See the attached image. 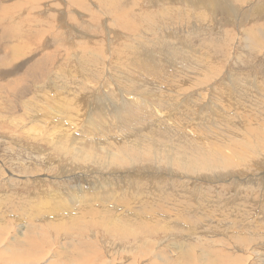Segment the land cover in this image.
<instances>
[{"label": "rangeland", "instance_id": "rangeland-1", "mask_svg": "<svg viewBox=\"0 0 264 264\" xmlns=\"http://www.w3.org/2000/svg\"><path fill=\"white\" fill-rule=\"evenodd\" d=\"M28 1L33 2V3H28ZM70 1L71 0H38V1L37 0H5V1L0 0V5L4 6V8H0V15L3 17L6 16L5 20H2L0 22V55H3L5 52L8 51L9 47L12 48L13 46H17L18 49L23 48L22 52L19 51V53H21V56L26 54L25 57L15 62V64L12 65L13 67L10 66V67H7V69L0 67V216H1L0 217V229L5 228L2 231H0L3 233V234L2 233L0 234V239L3 240L2 242L3 245L2 244L0 245V264H6L5 263L6 258H8L10 255L12 256L13 251L15 252L17 250L19 251V249L21 248L19 241H22V239L19 240L21 233H22L21 235V238H22L23 235L26 233L27 234L25 236L30 235L31 237L33 236L36 237L37 233L39 232L40 233L43 232L42 233L43 235L45 234V236L42 235L44 237L42 238V241L43 239L45 240L47 239V241L45 244L42 245L40 252L37 253L38 255H36L35 259L32 261H26V260L20 261L19 260L18 262H24L28 264V263L35 261L36 259L43 258L44 261L41 264H71L75 260L82 261L85 259V256L82 255L81 253V251L83 250V252L86 251L87 253L86 252L85 253L90 255L91 258H89V260L93 261L92 262L93 264H127L129 261H130L129 263L131 264H153L154 262H156L155 264H163L161 263L160 260L154 258L155 256L154 254L156 253V255H159L158 253L161 252L160 254H162L163 252L165 255L169 257L168 259H170L172 256L171 247L174 245L173 243L184 242L185 244L193 245V246L200 248L201 253L214 254L213 257H219L220 255L219 253H221L223 258L233 259L234 257L238 255H248V254L254 253L255 256H251L249 258L248 263L249 264H261V257L262 255H264V242H263L264 235L262 238H257L253 243L251 244L249 243L250 245L245 244V247H243L245 248L244 249L245 253L243 252L244 250L239 251L234 248L238 245V243L235 242L236 240L231 239V233H229L230 230L225 226V224H230V223H223L222 218H223V214H226L225 212H227L228 214L232 210L230 212L231 214L229 213V218L231 217L230 220H232L234 224H230V226H232V228L235 227L234 229L242 228V231H245V229L252 227L253 224L256 222V220L257 222L259 221V222L264 223V220H263L264 219L263 217L264 216L263 214L264 213V205H263L264 186H262L264 185V139L263 140L260 139V137H263L262 133L260 132L261 128L256 127V126L264 127V117L261 116V114H264V106L261 104L260 99H259V95L262 93V91H264V59H263L264 58V55H263L264 54V42H263L264 37L261 38V36H264V16H263L264 15V9H263L264 0H224V1L222 0L221 1L220 0L218 1L217 0H187V2H185L186 0L185 1L161 0V2L160 0L159 2L158 0H137L138 3L136 2V0H107V1L105 0L108 3L109 2L116 3V4L113 3L114 5L112 3H109V4L107 3L106 6H105L106 2L104 0H101V1L100 0H82V1L74 0L76 2L74 5H71ZM102 1H104L103 5H102ZM117 3H119L120 5H118ZM191 3H194L195 5ZM217 3H219L220 5L219 4L216 5ZM171 4H172V7H171ZM109 5L110 7H108ZM113 7L114 8L118 7V9L114 11ZM16 8H19V9H16ZM118 10L121 11L120 13L124 11L123 14H125L124 15L125 24L123 25L120 24V26L118 24V20L114 17V14H116ZM167 12L168 13L170 12L179 13V19H178L179 21L177 24L174 22H171L166 25L167 17H165V15L167 14ZM130 13L132 14V17H135L134 19L131 18ZM185 13H187V15ZM161 14L164 16L162 17ZM154 16L156 17V19ZM186 18H188V21ZM204 19L206 21H204ZM199 21L201 22L199 23ZM1 24L3 26H1ZM159 24L163 26L161 27ZM150 25H153L154 27L153 26L151 27ZM125 26H127L128 28L127 27L125 28ZM7 27H10V28H7ZM121 27L125 29L123 30ZM14 31H15V34H14ZM8 32H11V33L8 34ZM12 36L13 37L15 36L14 39ZM7 38H11V39H7ZM24 38H27V40ZM142 38L144 39V41ZM247 38L251 39V41L254 43H256L257 41V45L259 44L258 46H260L259 47L260 49L258 47H257L258 49L256 47H254L255 49L251 48L252 50L246 48V45L244 43H246ZM255 39L256 41H253ZM21 40L25 41L23 42L24 43L23 45H20L22 42ZM148 40L150 41L148 42ZM165 41L166 42L169 41V42L166 43ZM172 41L174 45L172 44ZM182 41H184L185 44ZM258 41L259 42L261 41L263 43H258ZM209 43L220 45L221 46L220 51H213V50L211 51L210 49H208L206 45ZM25 47L26 49L28 47L29 50L27 49L25 51L24 50ZM193 50H197V51H193ZM223 50L225 52H223ZM255 50H258V51H255ZM135 52H137V54ZM190 53L192 56L191 57L192 59L190 58L191 60H189ZM230 55L232 57H230ZM98 56H101V58ZM184 56L185 58H183ZM89 57H92V59L90 60ZM94 57H96V61ZM180 57H182L183 59L182 58L180 59ZM198 57L199 59H197ZM97 58H100V59H97ZM193 59H197L198 65H199V62L202 63V61L204 60L203 63L205 65L202 63L203 66H200V68L198 65H196L197 69L199 70H197L196 67L193 68L192 70L189 69L190 71H188V74L187 72L184 73L182 78H184V75L186 74L188 77H191L192 79L196 78L195 80H197V82L200 81L199 82L200 84L198 85L200 87H193V88L185 87L184 88L182 86L183 89L181 90L182 92L180 91L181 92L180 93L177 91V89H174L175 87H171L172 85L170 86L169 84H166V85H169L171 88L169 86L168 87L165 86V82H163V80H165L167 77H169L171 74H173L179 69L177 62L180 63L182 60H183L182 62H185L187 60V62L185 63L189 64L188 65L189 68H192L191 66L194 63H197V61L194 62ZM205 59H207L209 63L212 62L213 65L215 64L216 67L219 66L216 68V71L219 73L217 72L215 73L212 71V69L207 68L208 67L206 65L207 61ZM249 60L253 62L255 65L252 64ZM125 62L129 64H126ZM217 63H220V64H217ZM33 64L36 66V68H38L36 71H34L36 75L35 77L37 79L34 83L31 79L26 78L27 72L33 71L29 69L30 66L31 68L34 66ZM242 65L244 68L241 67ZM94 68H95V73L97 72L96 73L97 75L94 74V77L91 78L93 82L92 83L91 80L86 79L85 71L87 69L90 72V69H94ZM124 68L129 70L128 74L126 72L127 71L126 69H125L126 71H123V72H126L125 73L126 75L122 72ZM159 68L165 72V75L160 73ZM114 70L115 71L117 70L118 73L120 72L119 73L121 76L120 84H116L117 86L119 85L120 91L125 92V90L120 88L122 86L136 85V86H144V89L150 92L143 94V95H139V94L136 95L135 93L130 94V93L125 92L130 98H128L123 93H120L118 95V93H116L117 90L115 88L116 87L115 81L113 80L115 77V74H117V71L115 73ZM229 70L232 72H230ZM64 71H65V74H64ZM98 71L100 72L99 74H98ZM198 71H200V73ZM236 71H238V73H236ZM193 72L196 73V75ZM197 73L199 74V76L197 75ZM203 73L205 74L215 73V74L214 75L212 74V76H207V74L205 75ZM232 73L233 75H231ZM227 75H229L228 79L231 77L235 78L238 75L242 78V80H244L243 82L244 85L243 86L241 85L240 88L245 87L243 90L245 89L247 90L246 91L247 94H249L252 97L251 99L252 102H247V99L242 102H236L234 96L232 97V94L229 93V87H226V86L222 87V85H224L225 83H228L227 82L228 80H225L227 78ZM80 76L82 77V79L80 78L81 80L79 79ZM200 76L202 78H198ZM87 77L90 78V74H88ZM203 77L206 78L205 81ZM250 77L252 81L250 80ZM93 79H95V81ZM161 83H163L164 85L161 86L162 85ZM20 87L22 88V90L17 91L18 89H20ZM164 87L165 88L167 87V88L165 89ZM224 87L225 89L227 88L228 92L227 91L224 92ZM149 88L151 89L149 90ZM154 88L155 89L158 88L159 90L158 89L155 90ZM207 89L209 90V92ZM205 90L207 93L209 94L211 93V95L204 92ZM217 90L220 92H218ZM114 91H115V94H117L116 95L117 97L115 96ZM151 91H154V93ZM221 92L223 95L221 94ZM205 93L207 94V96ZM254 93L257 95H255ZM107 94L114 95L115 98L113 96V99H118L119 97L118 102H117L118 108H124V106H127L129 99L131 101L135 98L133 101H135L138 108H143L144 106L143 104L148 101L150 106L147 111H152L155 109L156 112H158V114L161 117L164 116L163 118H165L166 120L169 119L168 120L169 122L168 121L167 122L169 125L171 124L170 127H172V124L174 122L173 127L174 125H177L179 126V128L180 126L181 127L183 126L182 128L188 129L187 131L184 129L186 134H188L187 132L189 131H190L189 133L191 132L194 133L195 131L198 133H201L200 130L202 129L204 130L206 128V126L204 125H207L209 122H211L212 118L213 119L218 118L215 115H213V117L210 116L211 115L210 109H213L215 113H218L217 115L226 116V114L227 115L237 114L235 116L239 117V118L238 117L236 118V123H235L236 131H237V128H239L240 131L242 132V135L243 133L249 134V135H245V137H242L244 139L243 145L249 143L252 151L249 152L250 148H245L244 151L246 152V154L245 155L241 154L240 156H238L239 159L236 160L237 161L236 165H233V167H231L229 171V176L226 177L228 178L227 182H214L212 181V179L210 180V182H207V181L200 182V181H197V177H194V176L193 177L190 176V179L187 178L188 179L187 180L186 176L181 173H180L181 175L180 174L175 175V173L174 174L171 173L170 175H168L167 173L169 171L165 168L166 165L163 163L159 165L158 167L156 165L151 164L150 165L151 169H149L148 171L151 174L153 173L155 174V172H158L160 175H163L164 178L163 180H161L162 181L161 185H160V181H154V179L150 180V178L152 177L146 176L147 178L143 179V181L147 183L146 185L138 184V185L130 186V188H128L129 187L128 184H125L124 181L120 183L117 181L115 182L113 186L115 189L122 190V191L129 190L137 186H142L143 190H150L151 191L150 193L154 195L160 193L159 191L165 188L166 191L170 192L173 195V198L176 197L177 199L181 200L179 204L176 203L177 206L179 205L183 207V210L180 211L182 214L180 212L178 213L181 220H185L186 219L185 217H187L191 221H194L197 218H199L197 216H203V215L207 216L206 217L207 219L205 220V222L199 223L190 233H183V232L177 233L176 231L173 233L172 231L171 232L160 231L159 233L158 232H154L152 234L148 233L146 236H143L144 234H142L141 236L140 234L137 236V239L129 238L125 240L122 238V241H119V240L117 241V239L114 241V239H112L110 235L107 234V232L103 231L99 227H91L89 225H85L84 230L86 232L83 231L81 236L78 234V231L75 229L70 230L69 233H66V234L60 233L61 234L60 235V234H56L55 230H51L49 232L45 230V227H49V221L45 222V224H47L48 226L44 225L45 226L44 227L42 223L39 224L33 220L35 219V214L36 215L38 214L37 216H41V215L44 216L47 214L44 217L45 218L48 217L49 220L59 218L58 216L54 215L52 211L54 210L53 207H55V205L57 206L59 205V200L61 197L63 200L64 199L66 201L68 200L67 194L69 193V189L75 186V183L76 184L78 183L77 177L81 179L80 181L82 183L84 191L90 192L91 190L94 189L93 184L97 183V180L99 179V178L97 179L95 178L105 177V175H107V174H99V173H95L94 175L93 173L94 171L90 172V170L87 171L86 173V171H84V168L80 166H76V165H81L80 163H77L72 158H71V161L69 162L71 156L69 157V154L67 153H66L67 155H65V153L63 154L61 153L59 155L52 154L51 153L52 150H50L49 145L44 141L47 139L53 138V136L49 137L51 133L49 130L47 131L46 127L43 130L37 127L38 126L40 127V125L46 124V126H54L53 128L54 131H55V126H56L60 134L62 131L63 133L65 132L64 134L62 133L63 135L65 134L70 135V133H71L70 136L79 135L80 131L82 132L84 125L87 127V126L93 125L96 121H101V122L107 121V120H103L105 117H107V115L99 111L101 110V106L97 104L99 101L105 100V98L107 97ZM159 95H161V97H159ZM203 95L206 96L207 98L203 97ZM229 95H231L232 98ZM191 96H193V98H195L197 101L191 98ZM198 96L201 99H199ZM217 96L219 97L217 98ZM189 97L191 98V100L193 99L192 100L193 102L190 100ZM108 98L112 99V97H108ZM173 98H174V101L172 100ZM202 99L205 101L203 102ZM185 100H187V102L190 101V103H187ZM76 101H79V103H77ZM167 101L173 102L175 104L171 106V103L169 104L167 103ZM24 102H27V104ZM196 102L198 103L196 104ZM203 103L206 105H203ZM179 104L181 105L179 106ZM186 104H189V106ZM216 104H217V107L215 108ZM23 105L24 106L26 105L25 107H28V106L31 107V108L29 107V112L32 109L31 113H29L30 116H34L37 119L42 117L41 118L42 120L40 119V121H37L38 125H35V123L30 122L28 120H25L24 113H25L26 108H23L24 107ZM169 105L175 109L173 108L171 109V107L169 108ZM183 105L187 106V108L186 106L184 108V109H187V112L185 111L186 113H184ZM190 105L191 106L193 105L195 109L191 108ZM163 106L166 109L165 108L163 109ZM195 106L197 107L201 106L200 108L202 110L199 109V107H198V110L200 111L196 110L197 107ZM165 110H167V112ZM205 110L206 111L208 110L207 111V114L209 113L208 115H205L206 114ZM226 110L227 112L223 114L224 111ZM171 111H174L173 114L175 115H173L172 117L176 119H173L171 117V114H172L170 113ZM194 111H197L199 115ZM202 111H203V114L205 113L203 115L204 120H203V117L199 118L201 115L200 113ZM182 112L184 114H182ZM189 113H191L195 117ZM178 114L187 116V118L181 115H178ZM167 116H170L173 121L170 119V117H167ZM177 116H180L181 118L183 117L182 119L184 120V122L177 120ZM242 118H245L247 121L239 120ZM192 119H193V122H188ZM195 119H196V122L194 121ZM201 119L204 121V123L207 122L208 120L209 122L205 124L204 123L201 124V122H203ZM59 120H62L63 122L64 121L68 122L70 120L69 122L71 124L69 122L68 124L67 122L63 123L62 121L60 122ZM170 120L172 122H170ZM50 121H52L51 124H50ZM178 121L180 122V125ZM10 123L11 124L14 123V125H11ZM48 123L49 125H47ZM249 123L253 125L252 128H254L251 131V133H248L247 131L244 130ZM6 124L10 125L11 129L12 128H15V129H13L12 131H8L6 128ZM188 124H191L192 126H189ZM219 124L223 126L222 123H219ZM71 125H73V127ZM74 125H76L77 128ZM193 125H194V128H193ZM69 126H71L72 128ZM73 132H75L76 134L72 135ZM116 133H119V131H117ZM28 134L29 136H26ZM113 134L116 136L115 133ZM202 135H203L202 137L199 134H197L194 137L191 135H188V136L191 139V141H194L196 138L200 136L202 138V142L204 144H207L208 138L205 137V134H202ZM222 135L223 134L220 133V137H222ZM91 137L92 135H89L85 139H89ZM40 138L44 141H42ZM203 138H206V139L203 140ZM166 145L171 147V143H166ZM172 145L174 147L177 146L176 143H172ZM258 146L263 148L261 151L262 155H260L259 152H253L254 150L258 148ZM44 155L45 156L47 155V158ZM63 155L66 157V159ZM48 156H50V158ZM244 156L246 157L244 158ZM55 157L59 161L56 160ZM44 159L46 162H44ZM64 159L67 161H65ZM157 159H159V157ZM47 160H50L49 163L47 162ZM238 161L242 163H239ZM55 162L57 164L61 163L60 164L61 166L57 165ZM69 165H73L72 170L70 171L69 169H71V167ZM237 165L238 167H235ZM53 167H55L54 168L55 171L53 170ZM66 167L67 169L69 167V169L67 170ZM121 167L122 166H120V168ZM162 167L164 170L162 169ZM159 168H161V171L157 170ZM235 168L236 169L238 168V169L236 170ZM121 169L123 170L124 168H121ZM66 170L68 172L72 171V175H69L71 173H68V175L67 174L65 175L63 171H66ZM109 170L112 171V169H109ZM115 170L116 169H114L113 171ZM233 170L234 172H232ZM47 172H49V174L51 172L52 175L51 174L49 175ZM58 172L60 174H58ZM115 172H112V174L115 176H118L117 175L118 172H116V174ZM85 173L88 175H86ZM118 174L120 175V173ZM60 176H62L61 177L62 179L60 178ZM196 176H200V175L197 174ZM172 177L174 178V180ZM11 178H13L14 180ZM45 178L47 182H45L46 181ZM35 179L37 182L35 181ZM56 179L58 180V182ZM115 179H118V177H116ZM48 180H50V182ZM193 180H196V181H193ZM62 181L64 183H62ZM71 182H74V183H71ZM182 182L186 184L189 182V185H188L189 187L187 188L183 187L184 189L182 190L184 191V194L181 195L179 193L180 190L178 188H182L180 187V184H182ZM153 183H159V185L157 184V186H153L151 185ZM226 184H228L230 188ZM190 185L191 186L194 185V186L191 187ZM98 188H101V187L98 186ZM200 188L201 190H198ZM212 189L213 190L216 189L214 190L215 192H213ZM206 190L209 192H207ZM249 194L250 196H248ZM7 195H14L15 199L13 200V202H16L17 204H20L21 201L23 200H28V202H30L28 207L30 209L27 207L25 211H20L19 209L11 210V208H8V205H7V199L10 196L6 197ZM19 197H22V199H18ZM52 197L53 199H51ZM204 197L208 199L210 197H213V199L211 198L212 200L211 199L207 200ZM216 197L217 198L220 197V198L217 199ZM252 197L254 198V200ZM47 198H48V201L46 200ZM56 199L58 200L57 204L54 203V202H57ZM214 199L216 201H213ZM32 200H34V202ZM60 202L62 203V200ZM65 202L63 201L64 204ZM3 203L5 205H3ZM233 203L235 205H233ZM238 203H241V204H238ZM47 204L49 205L51 204V206L53 207ZM237 204L241 206H238ZM39 205L43 208H41ZM173 205H175V203ZM260 205H262V208L260 207ZM45 206H48L51 209ZM229 207L230 208L232 207L231 210L229 209ZM233 207L235 208V210H236V207H239L240 210L233 211L234 209ZM243 207L244 208L246 207V208L242 210ZM32 208L37 209L39 212L40 210H42L41 211L42 213L41 212L40 214L35 213L34 215H32V218L34 217L32 219L30 217L31 214L28 213L27 214L28 216L26 215L27 212H30L31 210L34 211ZM224 208L226 210H224ZM252 209H253V212H252ZM44 210L45 211L47 210L46 214ZM213 210H217V211H213ZM15 211H17V213ZM50 211L53 213L54 216L51 215L52 213H50ZM238 212L241 214H239ZM17 214L18 215L25 214L23 215L24 219L23 218L20 219L21 216H19L20 218H16ZM218 214L221 216H219ZM249 214H251L253 217ZM237 215L239 216V218ZM25 216L28 220L25 218ZM73 216H76V210L62 212L60 218L69 219L70 217H73ZM215 217L216 219L213 222L212 219ZM10 220H14V221L17 220V221L12 222ZM85 221H89V219H85ZM32 224H36V227L33 225V228H32L31 227ZM40 228L45 230V233L44 231H40L39 230ZM262 229L264 231V224L262 225ZM162 232L164 233L163 235H162ZM34 233L36 235H34ZM180 233L181 234L183 233L182 235L184 236H182ZM176 234H177V237H176ZM215 242L220 243V245L215 244ZM17 243L19 244L20 247L18 246ZM231 245L234 247L232 248ZM69 248H74V249L76 248V250L79 249L76 251L79 253L77 256H75V258L77 259H74L72 254H70L71 249ZM7 249H11L9 250L10 253L7 252ZM128 250L129 251L132 250V251L129 252ZM227 250H228V253L226 252ZM234 250L237 252H235ZM90 253H92L93 255H91ZM130 253H133L131 254L132 256H130ZM139 253L141 254L142 257L140 256ZM125 255L126 256L129 255L128 261H126ZM145 255H146V258H145ZM252 257L253 258L255 257V258L253 259ZM92 258H94V260ZM123 258L125 260H123ZM224 264H231V263L224 262Z\"/></svg>", "mask_w": 264, "mask_h": 264}, {"label": "bare ground", "instance_id": "bare-ground-1", "mask_svg": "<svg viewBox=\"0 0 264 264\" xmlns=\"http://www.w3.org/2000/svg\"><path fill=\"white\" fill-rule=\"evenodd\" d=\"M2 1H5V0H2ZM38 1V0H37ZM82 1V0H81ZM101 1V0H100ZM105 1V0H104ZM102 1V5H103V2ZM107 1V0H106ZM105 1V2H106ZM182 1H185V0H182ZM218 1V0H217ZM221 1V0H220ZM224 1V0H222ZM9 2V1H8ZM80 2V1H79ZM137 2V0H136ZM159 2V0H158ZM161 2V0H160ZM163 2V1H162ZM176 2V1H175ZM187 2V0L185 1ZM191 2V1H190ZM189 2V3H190ZM226 2V1H225ZM5 3V2H3ZM28 3H33V2H30L28 1ZM71 5H74L76 2L74 0H71L70 1ZM101 3V2H100ZM108 2L105 3V6ZM109 3H114V2H109ZM108 3V4H109ZM138 3V2H137ZM135 3V4H137ZM178 3V2H177ZM180 3V2H179ZM116 4V3H114ZM113 4V5H114ZM118 5H120L119 3H117ZM191 4H194V3H191ZM219 3H217L216 5H218ZM13 5V4H12ZM80 5V4H79ZM111 5V4H110ZM110 5L108 7H110ZM174 5V4H173ZM187 5V3H186ZM195 5V4H194ZM220 5V4H219ZM223 5V4H222ZM135 6V5H134ZM18 7V6H17ZM171 7H172V4H171ZM189 7V5H188ZM192 7V5H191ZM219 7V6H218ZM0 8H4V6L0 5ZM103 8V7H102ZM114 8V7H113ZM123 8V7H122ZM121 8V9H122ZM179 8V7H178ZM208 8V6H207ZM206 8V9H207ZM16 9H19V8H16ZM117 8H114L113 10L115 11ZM126 9V7H125ZM130 9V8H129ZM181 9V8H180ZM198 9V8H197ZM256 9V8H255ZM264 9V8H263ZM8 10V9H7ZM107 10V9H106ZM111 10V9H109ZM108 10V11H109ZM112 10V11H113ZM164 10V9H163ZM166 10V9H165ZM246 10V9H245ZM79 11V10H77ZM89 11V9H88ZM169 11V10H167ZM171 11V10H170ZM214 11V9H213ZM14 12V11H13ZM24 12V11H23ZM121 11L118 10L116 12V14H114V17L118 20V24L120 26L125 24V21H124V15L123 12L120 13ZM126 12V11H125ZM206 12V11H205ZM263 12V11H262ZM92 13V12H90ZM111 13V11H110ZM115 13V12H114ZM129 13V12H127ZM126 13V15H127ZM132 13V12H131ZM130 13V14H131ZM145 13V12H144ZM13 14V13H12ZM23 14V13H22ZM98 14V13H97ZM95 14V15H97ZM135 14V13H133ZM146 14V13H145ZM187 15V13H185ZM184 14V16H185ZM90 15V14H89ZM94 15V16H95ZM138 15V13H137ZM162 15V14H161ZM160 15V16H161ZM181 15V14H180ZM183 15V14H182ZM263 15V14H262ZM12 16V15H11ZM129 16V15H128ZM126 16V17H128ZM135 16V15H134ZM164 15H162L163 17ZM201 16V15H200ZM264 16V15H263ZM262 16V17H263ZM13 17V16H12ZM92 17V16H91ZM90 17V19H91ZM141 17V16H139ZM155 17V16H154ZM165 17H167L166 19V25L168 23H171V22H174V23H178V19H179V13L177 12H170L165 15ZM164 17V18H165ZM198 17V16H197ZM219 17V16H218ZM6 16H1L0 15V22L2 20H5ZM8 18V17H7ZM10 18V16H9ZM131 18H135V17H132V14H131ZM137 18V17H136ZM149 18V17H147ZM146 18V19H147ZM184 18V17H182ZM181 18V19H182ZM189 18V17H188ZM188 18L187 21H188ZM200 18V17H199ZM204 18V17H203ZM258 18V17H257ZM130 19V18H129ZM128 19V20H129ZM156 19V17H155ZM162 19V18H161ZM185 19V20H186ZM16 20V19H15ZM136 20V19H135ZM139 20V19H137ZM143 20V19H142ZM154 20V19H153ZM190 20V19H189ZM201 20V19H200ZM203 20V19H202ZM240 20V19H239ZM254 20V18H253ZM258 20V19H257ZM8 21V20H7ZM146 21V20H145ZM158 21V20H157ZM160 21V19H159ZM158 21V22H159ZM164 21V20H163ZM198 21V20H197ZM204 21H206L204 19ZM11 22V21H9ZM133 22V21H132ZM165 22V21H164ZM201 21H199L200 23ZM251 22V21H250ZM249 22V23H250ZM254 22V21H253ZM138 23V22H137ZM136 23V24H137ZM143 23V21H142ZM155 23V22H154ZM153 23V24H154ZM173 23V24H174ZM191 23V22H189ZM197 23V22H196ZM246 23V22H245ZM255 23V22H254ZM5 24V23H4ZM7 24V22H6ZM5 24V25H6ZM128 24V22H127ZM139 24V23H138ZM195 24V23H194ZM204 24V23H202ZM253 24V23H252ZM131 25V24H130ZM142 25V24H141ZM157 25V24H156ZM160 25V24H159ZM193 25V24H192ZM201 25V24H199ZM255 25V24H254ZM1 26H3L1 24ZM9 26V25H7ZM11 26V25H10ZM151 27L153 25H150ZM149 26V27H150ZM161 26V25H160ZM163 26V25H162ZM161 26V27H162ZM188 26V25H186ZM191 26V25H190ZM127 26H125L126 28ZM141 27V26H140ZM138 27V28H140ZM150 27V28H151ZM154 27V26H153ZM5 28V26H4ZM7 28H10V27H7ZM6 28V29H7ZM122 28V27H121ZM124 28V29H125ZM128 28V27H127ZM131 28V27H130ZM137 28V27H136ZM135 28V29H136ZM158 28V27H157ZM242 28V27H241ZM123 29V28H122ZM123 29V30H124ZM244 29V28H243ZM127 30V29H126ZM137 30V29H136ZM238 31V30H237ZM248 31V30H247ZM17 32V31H16ZM135 32V31H134ZM11 32H8V34H10ZM256 33V32H255ZM7 34V35H8ZM13 34V33H12ZM14 34H15V31H14ZM45 34V33H44ZM225 34V33H224ZM229 34V33H228ZM259 34V33H258ZM6 35V34H5ZM227 35V34H226ZM250 35V34H249ZM4 36V35H3ZM9 36V35H8ZM247 36V35H246ZM13 37V36H12ZM15 37V36H14ZM13 37V39H14ZM226 37V36H225ZM224 37V38H225ZM253 37V36H252ZM258 37V35H257ZM264 37V36H261V38ZM218 38V37H217ZM250 38V37H249ZM7 39H11V38H7ZM27 40V38H24ZM143 39V38H142ZM172 39V38H171ZM233 39V38H232ZM264 39V38H263ZM151 40V39H150ZM148 40V42L150 41ZM168 40V39H167ZM176 40V39H175ZM240 40V39H239ZM259 40V38H258ZM10 41V40H9ZM8 41V42H9ZM21 44L20 45H23L25 42L24 40H21ZM96 41V40H95ZM144 41V39H143ZM174 41V40H173ZM173 41H172V44H173ZM178 41V40H177ZM176 41V42H177ZM215 41V40H214ZM218 41V40H217ZM223 41V40H222ZM229 41V40H228ZM253 41H256L253 40ZM166 42V41H165ZM169 42V41H167ZM166 42V43H167ZM180 42V41H179ZM184 44L185 42L182 41ZM226 42V41H224ZM223 42V44H224ZM232 42V41H231ZM230 42V44H231ZM264 42V41H263ZM263 42H259L258 43H263ZM7 43V42H6ZM158 43V42H157ZM156 43V44H157ZM164 43V44H166ZM182 43V44H183ZM217 43V42H216ZM229 43V42H228ZM86 44V43H85ZM88 44V43H87ZM160 44V43H159ZM171 44V43H170ZM178 44V43H177ZM180 44V43H179ZM183 44V45H184ZM246 45V48L248 49H251V48H254V47H260L257 45V41L256 43L252 42L251 39H248L246 40V43H244ZM26 45V44H25ZM24 45V46H25ZM109 45V43H108ZM146 45V44H145ZM144 45V46H145ZM161 45V44H160ZM174 45V44H173ZM23 46V47H24ZM149 46V45H147ZM152 46V45H151ZM176 46V44H175ZM186 46V45H185ZM205 46V45H204ZM225 46V45H223ZM262 46V45H261ZM9 47V46H8ZM206 47L208 49H210L211 51H220V45H216L214 43H209L206 45ZM22 48V47H21ZM150 48V47H149ZM186 48V47H185ZM189 48V47H188ZM257 48V49H258ZM27 49L29 50V48L27 47ZM26 47H25V51L27 50ZM205 49V47H204ZM255 49V48H254ZM260 49V48H259ZM23 48L22 49H18L17 46H13L12 48L9 47L8 51L5 52L3 55H0V67L2 68H6L7 67H10L12 66L13 64H15V62L19 61V59H22L23 57H25V55L21 56V53H19V51L22 52ZM99 50V49H98ZM149 50V49H147ZM222 50V49H221ZM225 50V49H224ZM223 50V52H225ZM252 50V49H251ZM263 50V49H262ZM142 51V50H141ZM193 51H197V50H193ZM199 51V50H198ZM204 51V50H203ZM209 51V50H208ZM249 51V50H247ZM254 51V50H253ZM251 51V52H253ZM255 51H258V50H255ZM100 52V51H99ZM222 52V53H223ZM102 53V52H101ZM137 54V52H135ZM149 53V51H148ZM200 53V52H199ZM205 53V52H204ZM207 53V52H206ZM2 54V53H1ZM141 54V53H140ZM143 54V53H142ZM145 54V53H144ZM147 54V53H146ZM198 54V52H197ZM203 54V53H202ZM260 54V53H259ZM196 55V54H194ZM209 55V54H208ZM225 55V54H224ZM262 55V54H261ZM264 55V54H263ZM95 56V55H94ZM97 56V54H96ZM199 56V54H198ZM229 56V54H228ZM101 58V56H98ZM139 57V56H138ZM187 57V56H186ZM191 53L189 55V60H191ZM204 57V56H203ZM211 57V55H210ZM230 57H232L230 55ZM95 58V61H96V57ZM93 58V59H94ZM100 58H97V59H100ZM182 57H180L181 59ZM185 58V56L183 57ZM182 58V59H183ZM191 58V59H190ZM227 58V57H226ZM250 58V57H249ZM89 59L91 60L92 57H89ZM88 59V60H89ZM107 59V58H106ZM136 59V58H134ZM199 59V57L197 58ZM197 59H193L194 62L197 61ZM238 59V58H237ZM247 59V58H246ZM264 59V58H263ZM105 60V59H104ZM192 60V61H193ZM207 61L206 66L207 68H210L212 69L213 72H217L216 71V68L219 67V66H215V64L213 65L212 62H208L207 59H205ZM222 60V59H221ZM224 60V59H223ZM99 61V60H97ZM101 61V60H100ZM103 61V60H102ZM179 61V60H178ZM183 61V60H182ZM177 62L178 66H179V69L174 72L173 74H171L169 77H167L165 80H163V82H165V86H171V87H175L174 89H177L178 92H180L183 88L182 86L185 88V87H188V88H193V87H200L198 86L200 83L197 82V80H195L196 78H191V77H188L187 74H188V71H190L189 69H193L196 67V65H198V61L197 63H194L191 67L192 68H189L188 65L189 64H186L185 62H187V60L185 62ZM215 61V60H214ZM250 61V60H249ZM21 62V61H20ZM19 62V63H20ZM94 62V61H93ZM121 62V61H120ZM123 62V61H122ZM134 62V61H133ZM190 62V61H189ZM204 62V60L202 61V63ZM238 62V61H237ZM246 62V60H245ZM251 62V61H250ZM95 63V62H94ZM119 63V62H118ZM126 63V62H125ZM201 62H199V68L200 66H203L202 63L200 65ZM214 63V62H213ZM223 63V62H222ZM252 64H254L253 62H251ZM98 64V63H97ZM103 64V62H102ZM101 64V65H102ZM126 64H129V63H126ZM125 64V65H126ZM204 64V63H203ZM217 64H220V63H217ZM261 64V62H260ZM27 65V64H26ZM34 65V64H33ZM205 65V64H204ZM222 65V64H221ZM255 65V64H254ZM93 66V64H92ZM98 66V65H97ZM119 66V65H118ZM124 66V65H123ZM122 66V67H123ZM262 66V65H261ZM13 67V66H12ZM77 67V66H76ZM102 67V66H101ZM126 67V66H125ZM129 67V66H128ZM127 67V68H128ZM221 67V66H220ZM243 67V65L241 66ZM98 68V67H97ZM202 68V67H201ZM206 68V69H207ZM240 68V67H239ZM244 68V67H243ZM257 68V67H256ZM31 70L33 71H28L27 72V76L26 78L28 79H31L33 81V83L37 80L36 79V75L34 73V71H36L38 68H36V66L34 65L32 68L30 66ZM126 68H124L123 71H126L125 70ZM197 69V67H196ZM233 69V67H232ZM241 69V68H240ZM9 70V69H8ZM118 70V69H117ZM116 70V71H117ZM121 70V69H120ZM160 70V73H162L163 75H165V72L163 70ZM199 70V69H197ZM205 70V68H204ZM235 70V69H234ZM261 70V69H260ZM7 71V70H5ZM61 71V70H60ZM100 71V70H99ZM98 71V74L101 72ZM115 71V70H114ZM115 71V73H116ZM128 71L127 70V74H128ZM196 71V70H194ZM208 71V70H206ZM219 71V70H218ZM230 71V70H229ZM255 71V70H254ZM10 72V71H9ZM79 72V71H78ZM121 72V73H122ZM126 72H123L124 74ZM186 75H184V78H182L183 74L186 73ZM200 73V71H198ZM203 72V71H202ZM211 72V71H210ZM232 72V71H230ZM97 73V72H96ZM95 73V68L94 69H90V72L86 69L85 71V75H86V79L88 80H91L92 77H94V74ZM120 73V72H119ZM118 73L117 71V74H115V77H114V81H115V88H116V93H118V95L120 93H123L124 95H126L128 98H130L125 92L127 93H130V94H133L135 93L136 95H143V94H146V93H149L148 90L144 89V86H136V85H125V86H122L120 87L121 89L125 90L124 91H120L119 89V85L117 86L116 84H120V74ZM190 73V72H189ZM194 73V72H193ZM208 73V72H207ZM206 73V74H207ZM214 73V74H215ZM219 73V72H217ZM222 73V72H221ZM236 73H238V71H236ZM235 73V74H236ZM64 74H65V71H64ZM90 74V78L87 77V75ZM112 74V73H111ZM196 75V73H194ZM202 74V73H201ZM205 74V73H203ZM205 74V75H206ZM213 74V73H212ZM212 74H207V76H212ZM213 74V75H214ZM229 74V73H227ZM243 74V73H242ZM245 74V73H244ZM51 75V74H50ZM97 75V74H96ZM126 75V74H125ZM192 75V74H191ZM197 75L199 76V74L197 73ZM218 75V74H217ZM233 75V73L231 74ZM112 76V75H111ZM203 76V75H202ZM219 76V75H218ZM222 76V75H221ZM228 76L227 75V78L225 80H228L227 82L228 83H225L223 86H226V87H229V93L232 94V97L234 96L235 98V101L236 102H242V101H245L247 99V102H252V97L247 94V90H243L244 88H240V86L244 85L243 82L244 80H242V78L240 76H236L235 78H229L228 79ZM248 76V75H247ZM9 77V76H7ZM50 77V76H49ZM96 77V76H95ZM197 77V76H196ZM82 79V77L80 76L79 79ZM97 78V77H96ZM198 78H202L201 76L198 77ZM218 78V77H217ZM225 78V77H224ZM248 78V77H246ZM254 78V76H253ZM252 78V79H253ZM80 79V80H81ZM204 81L206 78H204ZM213 79V77H212ZM258 79V78H257ZM75 80V79H74ZM95 81V79H93ZM209 80V79H208ZM246 80V79H245ZM250 80H251V77H250ZM99 81V80H98ZM203 81V80H202ZM203 81V82H204ZM252 81V80H251ZM84 82V81H83ZM92 82V80H91ZM113 82V81H112ZM201 82V83H203ZM208 82V81H207ZM206 82V83H207ZM213 82V81H211ZM93 83V82H92ZM210 83V82H209ZM246 83V82H245ZM250 83V81H249ZM78 84V83H77ZM80 84V83H79ZM88 84V83H87ZM109 84V82H108ZM163 86L164 84L161 83ZM166 84H169V85H166ZM248 84V83H247ZM245 84V85H247ZM81 85V84H80ZM85 85V84H84ZM113 85V84H112ZM211 85V84H210ZM254 85V84H253ZM114 86V85H113ZM169 86V87H170ZM209 86V85H208ZM106 87V85H105ZM108 87V85H107ZM166 87V88H167ZM170 87V88H171ZM207 87V86H206ZM213 87V86H212ZM220 87V86H219ZM254 87V86H253ZM85 88V87H84ZM165 88V87H164ZM165 88V89H166ZM209 88V87H208ZM218 88V86H217ZM257 88V86H256ZM109 89V88H108ZM148 89V88H147ZM151 88H149L150 90ZM155 89V88H154ZM158 88H156L155 90H157ZM215 89V88H214ZM252 89V88H251ZM250 89V90H251ZM22 90V88L20 87V89H18L17 91H20ZM106 90V89H105ZM111 90V88H110ZM159 90V89H158ZM173 90V88H172ZM198 90V89H197ZM208 90V89H207ZM88 91V90H87ZM191 91V90H189ZM188 91V92H189ZM218 91V90H217ZM216 91V92H217ZM227 91V88L225 89L224 87V92ZM249 91V90H248ZM91 92V91H90ZM109 92V91H108ZM107 92V93H108ZM154 93V91H151ZM161 92V91H159ZM182 92V91H181ZM180 92V93H181ZM186 92V91H185ZM206 92V90L204 91ZM209 92V90H208ZM215 92V93H216ZM220 92V91H218ZM228 92V91H227ZM112 93V92H111ZM152 93V94H153ZM164 93V92H162ZM161 93V94H162ZM184 93V92H183ZM187 93V92H186ZM200 93V92H199ZM207 93V92H206ZM205 93V94H206ZM213 93V92H212ZM114 94H115V91H114ZM157 94V93H156ZM192 94V93H191ZM197 94V93H196ZM209 94V93H207ZM206 94V96H207ZM222 94V92H221ZM226 94V93H224ZM255 94V93H254ZM117 94H115L116 96ZM180 95V94H179ZM201 95V94H200ZM211 95V93L209 94ZM223 95V94H222ZM228 95V94H226ZM257 95V94H255ZM259 95V94H258ZM105 96V95H103ZM113 96L112 94H107V97L105 98V100H102V101H99L97 104L101 106V112L105 113L107 115V117H105L103 120H107V121H96L93 125L91 126H85L83 127L82 129V132L80 131L79 135H75V136H70V135H63L64 133L61 131V134L60 132L58 131V128L55 126V131H54V126H46L45 125H40V127L38 126L37 128H41L42 130L46 127L47 131L49 130L51 135H49V137L53 136V138L51 139H47V140H41L46 142L49 147H50V150H52V154H63L65 153V155L69 154V157H70V160L69 162L71 161V158L76 161L77 163H80L81 165H76V166H80L82 168H84V171H89L90 172H93L94 175L95 173H99V174H107L105 175V177H96L95 179L99 178L97 180V183L93 184V190H91L90 192H86L84 191V188L82 186V183H81V179L77 177V184L75 183V186L73 187H69V193L67 194L68 195V200L66 201L65 199L63 200L62 197L60 198L59 200V205H55L58 203V197H57V202H54L55 204V207L51 206V204H47L51 207L54 208L53 213L54 215L58 216L59 218L57 219H53V220H49L48 217L45 218L44 216H46V211H45V214L44 216H37L35 213H39L42 211L40 210V212L37 210V209H34L32 208L34 211H30V212H27L26 215L29 213L31 214V218H32V215L35 214V219H33L36 223H42L43 226L44 225H47L45 224V222H48L49 221V227H45V230L47 232L51 231V230H55V233L56 234H60V233H69L70 230L72 229H75L78 231V234L81 236L82 235V232L85 231L84 230V227L85 225H89L91 227H99L101 228L103 231L107 232L108 235H110V237L112 239H114V241L117 239V241H122V238L123 239H129V238H134V239H137V236L141 234H144L143 236H146L148 233L149 234H152L154 232H160V231H169V232H183V233H190L199 223H203L205 222V220L207 219L205 215L203 216H197L199 218H197L196 220L194 221H191L189 218L185 217L186 219L185 220H181L178 213L180 211L183 210V207L182 206H177V204L180 203L181 200L177 199L176 197L173 198V195L166 191V189L164 188L163 190L159 191L160 193L158 194H152L150 193L151 191L150 190H143L142 189V186H137V187H134L132 189H129V190H125V191H122V190H118V189H115L113 186L115 184V182H122L124 181L125 184H128V188H130V186H134V185H138V184H147L145 181H143V179L147 178V177H152L150 178V180L154 179V181H160V185L162 183L161 180H163V175H160L158 172H155V174H151L149 171V169H151L150 165H156L157 167L161 164H165L166 165V169L169 171L167 174L170 175L171 173H175L176 174H184L186 176V179L189 178L190 179V176H194V177H197V181H200V182H210V180L212 179V181L214 182H227L228 181V178H226L227 176H229V171L231 169V167H233V165H236V160H238V156H240L241 154L242 155H245L246 152L244 151L245 148H250V144L247 143L245 145L244 144V139L242 137H245V135H249V134H246V133H243L242 135V132L240 131L239 128H237V131H236V118L238 116H235L237 114H229L226 116L225 115H217L218 113H215V111H213V109H210L211 110V117H213V115H215L216 117L218 118H215L211 120V122H209V118L205 121V123H208L207 125H204V117L203 115V111L200 113V117L199 118H202L203 117V122L204 123L203 125L206 126V130L202 129L200 130L201 133H198L195 131L194 133H189L187 132L188 134L185 133V130L187 131L188 129L186 128H182L180 126H177V125H174L173 127V124H172V127H170V125L168 124V120L169 119H165L163 117H161L158 112H156V110H152V111H147L150 104L149 102L147 101L146 103H144L143 105V108H138L137 104L135 103V101L131 100L130 99L128 100V103H127V106H124V108H118L117 107V102H118V99H113ZM114 96V98H115ZM174 96V95H172ZM178 96V95H176ZM182 96V95H181ZM190 96V95H189ZM203 95V97H206ZM213 96V95H212ZM215 96V95H214ZM231 97V95H229ZM108 97H112L111 98H108ZM117 97V96H116ZM157 97V96H156ZM159 97H161V95H159ZM158 97V98H159ZM165 97V95H164ZM167 97V96H166ZM195 97V96H194ZM202 97V96H201ZM219 96H217L218 98ZM228 97V96H227ZM231 97V98H232ZM157 98V99H158ZM175 98V97H174ZM174 98L172 99L174 101ZM182 98V97H181ZM187 98V97H186ZM190 98V97H189ZM191 98H193V96H191ZM190 98V100H191ZM199 99H201L199 96H198ZM207 98V97H206ZM209 98V97H208ZM215 98V97H213ZM71 99V98H70ZM78 99V98H77ZM185 99V98H184ZM195 101H197L195 98H193ZM192 99V100H193ZM259 99H260V102L261 104L264 106V91H262V93L259 95ZM144 100V99H142ZM148 100V99H147ZM171 100V101H172ZM177 100V99H176ZM191 100V101H192ZM209 100V99H208ZM207 100V101H208ZM161 101V100H160ZM164 101V99H163ZM182 101V100H181ZM180 101V102H181ZM187 102V100H185ZM189 101V100H188ZM202 101L204 102L205 100L202 99ZM212 101V100H211ZM71 102V100H70ZM77 103H79V101H76ZM176 102V101H175ZM193 102V101H192ZM200 102V101H199ZM27 104V102H24ZM138 103V102H137ZM160 103V102H159ZM167 103H171V106H173L175 103L173 102H169L167 101ZM187 103H190L187 102ZM198 102H196L197 104ZM30 104V103H28ZM33 104V102H32ZM35 104V103H34ZM71 104V103H70ZM73 104V103H72ZM161 104V103H160ZM166 104V103H165ZM193 104V103H192ZM212 104V103H211ZM37 105V104H36ZM35 105V106H36ZM74 105V104H73ZM71 105V106H73ZM181 104H179L180 106ZM189 106V104H186ZM186 105H183V109L185 108ZM199 105V104H198ZM203 105H206L203 103ZM24 106V105H23ZM26 106V105H25ZM23 107V108H26L25 109V113H24V118L25 120H28L30 122H33L35 123V125H38L37 121H40V119L42 117H40L39 119L35 118L34 116H30L29 113H31V110L29 112V107ZM70 106V105H69ZM169 105V108L171 107ZM81 107V106H80ZM168 107V106H167ZM191 108L195 109L194 106L190 105ZM197 107V106H195ZM199 107V106H198ZM198 107L196 110H198ZM201 107V106H200ZM199 107V109H201ZM217 107V104L215 105V108ZM31 108V107H30ZM165 107L163 106V109ZM173 107H171L172 109ZM179 108V107H178ZM187 108V106H186ZM190 108V109H191ZM206 108V107H205ZM209 108V106H208ZM162 109V108H160ZM166 109V108H165ZM170 109V110H171ZM175 109V108H173ZM182 109V108H181ZM182 109V110H183ZM204 109V108H203ZM207 109V108H206ZM23 110V109H22ZM44 110V108H43ZM52 110V109H50ZM169 110V109H168ZM177 110V109H176ZM202 110V109H201ZM209 110V109H208ZM207 110V111H208ZM209 110V111H210ZM159 111V110H158ZM164 111V110H163ZM162 111V112H163ZM167 112V110H165ZM175 111V110H174ZM174 111H171L170 113L171 114V117L175 114H173ZM181 111V110H180ZM187 112V109H184V113ZM200 111V110H198ZM206 111V110H205ZM204 111V112H205ZM207 111H206V114L205 115H208L207 114ZM34 112V110H33ZM115 112V113H114ZM169 112V111H168ZM178 112V111H177ZM176 112V113H177ZM191 112V111H190ZM197 113V111H194ZM226 111H224L223 114H225ZM160 113V112H159ZM164 113V112H163ZM182 112V114H184ZM161 114V113H160ZM191 114V113H189ZM193 114V112H192ZM191 114V115H192ZM198 114V113H197ZM34 115V114H32ZM36 115V114H35ZM60 115V114H59ZM164 115V114H163ZM166 115V114H165ZM170 115V114H169ZM178 115H181V114H178ZM199 115V114H198ZM183 116V115H181ZM194 116V115H192ZM191 116V117H192ZM214 116V117H215ZM235 116V118H234ZM262 117H264V114H261ZM39 117V116H38ZM110 119H109V118ZM167 117H170V116H167ZM166 117V118H167ZM170 117V119H171ZM175 117V116H174ZM185 118H187V116H183ZM182 117V118H183ZM195 117V116H194ZM207 117V116H206ZM205 117V118H206ZM173 118V117H172ZM180 116H177V120L181 121V122H184V120L182 119ZM189 118V117H188ZM239 118V117H238ZM173 119H176V118H173ZM194 119V118H193ZM193 119L188 121V122H193ZM197 119V118H196ZM196 119L194 120L196 122ZM9 120V119H8ZM42 120V119H41ZM54 120V119H53ZM52 120V121H53ZM56 120V119H55ZM68 120V119H67ZM172 120V119H171ZM170 120V122H172ZM176 120V121H177ZM189 120V119H188ZM239 120H243V121H247L245 118H242V119H239ZM10 121V120H9ZM50 121V124L51 122ZM60 122L62 120H59ZM70 121V120H69ZM68 121V122H69ZM168 121V122H167ZM178 121V122H179ZM187 121V120H186ZM185 121V122H186ZM57 122V121H56ZM63 122V121H62ZM65 123L67 121H64ZM63 122V123H64ZM67 122V124H68ZM80 122V121H79ZM167 122V123H166ZM55 123V122H54ZM53 123V124H54ZM70 123V122H69ZM219 123H222V125L224 126H221ZM11 124V123H10ZM52 124V125H53ZM56 124V123H55ZM54 124V125H55ZM71 124V123H70ZM183 124V123H182ZM181 124V125H182ZM11 125H14V123H12ZM16 125V124H15ZM49 125V123L47 124ZM77 125V124H76ZM76 125H74L76 127ZM179 125H180V122H179ZM189 126H192L191 124H188ZM202 125V126H203ZM68 126V125H66ZM73 127V125H71ZM69 126V127H71ZM176 126V127H175ZM187 126V125H186ZM196 126V125H195ZM23 127V126H22ZM31 127V126H30ZM35 127V126H34ZM71 127V128H72ZM253 125H251L250 123L246 126V128L244 129L245 131H247L248 133H251V131L254 129L252 128ZM257 128H261L260 132L262 133L263 137H260V139H264V127H261V126H256ZM6 128L8 131H12L13 129L15 128H12L11 129V126L6 124ZM70 128V129H71ZM77 128V127H76ZM193 128H194V125H193ZM30 129V128H29ZM34 129V128H33ZM45 129V130H46ZM185 129V130H184ZM32 130V129H31ZM29 130V131H31ZM68 130V129H67ZM119 131V133H116L117 131ZM191 130V129H190ZM243 130V131H244ZM36 131V130H34ZM33 131V132H34ZM70 131V130H69ZM74 131V129H73ZM244 131V132H245ZM43 132V131H42ZM71 132V131H70ZM40 133V132H39ZM49 133V134H50ZM63 133V134H62ZM115 133L116 136L113 134ZM220 133L223 134L222 137H220ZM257 133V132H255ZM30 134V133H29ZM26 135V136H29ZM76 134L75 132H73L72 135ZM197 134H199L201 137L203 136L202 134H205V137H207L208 139V143L207 144H204L202 142V138L199 136L198 138H196L194 141H191V139L189 138L188 135H191V136H196ZM41 135V134H40ZM89 135H92L91 138L89 139H85L87 136ZM34 136V135H33ZM36 137V136H35ZM41 137V136H40ZM129 137V138H127ZM248 137V136H247ZM30 139V138H29ZM35 139V138H34ZM38 139V138H37ZM36 139V140H37ZM206 139V138H203V140ZM211 139V140H209ZM35 142V141H34ZM13 143V141H12ZM166 143H171V147L170 146H167ZM172 143H176V147H174L172 145ZM46 144V145H47ZM24 145V144H23ZM7 147V146H6ZM36 147V146H35ZM33 148V147H32ZM34 149V148H33ZM262 147H259L254 150L253 152H259L260 155H262ZM32 151V150H31ZM251 148H250V151L251 152ZM67 153V154H66ZM50 154V153H49ZM45 156V155H44ZM55 156V155H54ZM64 156V155H63ZM62 156V157H63ZM47 158V155L45 156ZM50 158V156H48ZM52 157V156H51ZM65 157V156H64ZM159 157V159H157ZM246 156H244L245 158ZM45 158V159H46ZM256 158V157H255ZM44 159V162H46ZM53 159V158H52ZM56 159V157H55ZM54 159V160H55ZM63 159V158H62ZM66 159V157H65ZM64 159V160H65ZM247 159V158H246ZM58 160V159H56ZM55 160V161H56ZM50 160H47V162L49 163ZM52 161V160H51ZM59 161V160H58ZM67 161V160H65ZM73 161V162H74ZM64 162V161H63ZM239 163H242L240 161H238ZM51 163V162H50ZM56 163V162H55ZM67 163V162H66ZM65 163V164H66ZM76 163V164H77ZM247 163V161H246ZM34 164V163H33ZM57 164V163H56ZM61 163H58L57 165H60ZM64 164V163H63ZM62 164V165H63ZM68 164V163H67ZM72 164V162H71ZM35 165V164H34ZM53 165V164H52ZM55 165V164H54ZM242 165V164H241ZM249 165V164H248ZM21 166V165H20ZM48 166V165H47ZM61 166V165H60ZM65 166V165H64ZM68 166V165H67ZM71 167L70 170H72V166L73 165H69ZM120 166H122L121 168H124L123 170L120 168ZM163 166V165H162ZM252 166V165H250ZM22 167V166H21ZM37 167V166H36ZM161 167V166H160ZM235 167H238L235 166ZM45 168V167H44ZM43 168V169H44ZM55 167H53V170L55 171L54 169ZM60 168V167H58ZM79 168V167H78ZM248 168V167H247ZM47 169V168H46ZM50 169V168H49ZM64 169V168H63ZM67 169V167H66ZM67 169V170H68ZM109 169H112L109 170ZM114 169H116L115 171L120 173V175L117 173L118 176H115L112 174V172H115L113 171ZM163 169V167H162ZM234 169V168H233ZM236 169V168H235ZM238 169V168H237ZM236 169V170H237ZM52 170V171H53ZM63 171V173H65V175L68 173H71L69 175H72V171L71 172H68V171ZM118 170V171H117ZM159 171H161V168L157 169ZM164 170V169H163ZM171 170V171H170ZM252 170V169H251ZM51 171V170H50ZM60 171V169H59ZM76 171V170H75ZM110 171V172H109ZM243 171V170H242ZM250 171V170H249ZM46 172V171H45ZM62 172V171H61ZM80 172V171H79ZM115 172V174H116ZM234 172V170L232 171ZM49 174V172H47ZM56 173V172H54ZM74 173V172H73ZM85 173V174H86ZM245 173V172H244ZM248 173V172H247ZM246 173V174H247ZM255 173V172H254ZM50 174L52 175V173L50 172ZM49 174V175H50ZM58 174H60L58 172ZM82 174V173H80ZM83 174V175H85ZM180 174V175H181ZM200 175V176H196V175ZM245 174V176H246ZM5 175V174H4ZM10 175V174H9ZM46 175V174H45ZM63 175V174H62ZM88 175V174H86ZM97 175V174H96ZM166 175V174H165ZM174 175V176H175ZM250 175V174H248ZM42 176V175H41ZM57 176V175H56ZM64 176V175H63ZM93 176V175H92ZM98 176V175H97ZM104 176V175H103ZM147 176V177H146ZM242 176V175H241ZM39 177V176H38ZM58 177V176H57ZM62 176H60L61 178ZM116 177H118V179H115ZM182 177V176H181ZM258 177V176H257ZM47 178V177H46ZM45 178V180H46ZM54 178V177H53ZM56 178V177H55ZM75 178V177H74ZM94 178V177H93ZM173 178V177H172ZM178 178V177H177ZM241 178V177H240ZM13 179V178H11ZM58 179V178H57ZM56 179V180H57ZM62 179V178H61ZM65 179V178H64ZM69 179V178H68ZM167 179V178H166ZM165 179V180H166ZM183 179V178H182ZM185 179V180H186ZM208 179V180H207ZM257 179V178H256ZM14 180V179H13ZM42 180V179H41ZM43 180V181H45ZM75 180V179H74ZM174 180V178H173ZM188 180V179H187ZM186 180V181H187ZM3 181V180H2ZM5 181V179H4ZM11 181V180H10ZM9 181V183H10ZM36 181V179H35ZM50 182V180H48ZM53 181V180H52ZM80 181V182H79ZM114 181V182H112ZM171 181V180H170ZM184 181V180H183ZM192 181V180H190ZM193 181H196V180H193ZM251 181V180H250ZM7 182V181H6ZM37 182V181H36ZM42 182V181H41ZM47 182V180L45 181ZM43 182V183H45ZM58 182V180H57ZM67 182V181H66ZM168 182V180H167ZM166 182V184H167ZM179 182V181H178ZM8 183V182H7ZM62 183H64L62 181ZM71 183H74V182H71ZM70 183V184H71ZM172 183V182H170ZM253 183V182H252ZM50 184V183H48ZM60 184V182H59ZM157 184L159 185V183H153L151 185L153 186H157ZM165 184V185H166ZM216 184V183H215ZM219 184V183H218ZM217 184V185H218ZM223 184V183H221ZM37 185V184H36ZM58 185V184H57ZM65 185V184H64ZM63 185V186H64ZM101 187V188H98V186ZM164 185V184H163ZM170 185V184H169ZM174 185V184H173ZM177 185V184H176ZM189 182L186 184V183H183L180 184V187L182 188H178L180 191L179 193L182 195L184 194V191L182 189H184L183 187L187 188L189 187ZM228 185V184H226ZM7 186V185H5ZM47 186V184H46ZM62 186V185H61ZM191 186V185H190ZM194 186V185H192ZM191 186V187H192ZM212 186V185H211ZM215 186V185H214ZM264 186V185H262ZM52 187V186H50ZM213 187V186H212ZM229 187V185H228ZM235 187V186H234ZM49 188V187H48ZM230 188V187H229ZM224 189V188H223ZM232 189V188H231ZM182 190V191H181ZM196 190V189H195ZM198 190H201L198 189ZM209 190V189H208ZM216 190V189H214ZM213 189L212 191L215 192ZM251 190V189H250ZM257 190V189H256ZM207 191V190H206ZM238 191V190H237ZM209 192V191H207ZM223 192V191H222ZM232 192V191H231ZM260 192V190H259ZM8 193V191H7ZM224 193V192H223ZM246 193V192H245ZM244 193V194H245ZM208 194V193H207ZM225 194V193H224ZM227 194V193H226ZM233 194V193H232ZM255 194V193H254ZM262 194V192H261ZM204 195V194H203ZM219 195V194H217ZM10 196L8 199H7V205H8V208H11V210H15V209H19L20 211H25L28 207V205L30 204V202H28V200H23L21 201L20 204H17L16 202H13V200L15 199L14 195H7L6 197ZM56 196V195H55ZM212 196V195H211ZM229 196V195H228ZM239 196V195H238ZM250 196V194L248 195ZM261 196V195H260ZM2 197V196H1ZM54 197V196H53ZM53 197L51 199H53ZM226 197V196H225ZM230 197V196H229ZM66 198V197H65ZM206 198V197H204ZM213 199V197H210L209 199L206 198L207 200H210V199ZM217 198V197H216ZM220 198V197H219ZM217 198V199H219ZM239 198V197H237ZM253 198V197H252ZM261 198V197H259ZM18 199H22V197H19ZM211 199V200H212ZM234 199V198H233ZM48 201V198L46 199ZM45 200V201H46ZM55 200V199H54ZM62 200V203L63 201L65 202V204L61 203L60 201ZM183 200V198H182ZM221 200V199H220ZM231 200V199H230ZM228 200V201H230ZM247 200V199H246ZM254 200V198H253ZM34 202V200H32ZM203 201V200H202ZM213 201H216L215 199ZM222 201V200H221ZM220 201V202H221ZM37 202V200H36ZM35 202V203H36ZM254 202V201H253ZM175 203V205H173ZM204 203V202H203ZM214 203V202H213ZM217 203V202H216ZM242 203V202H241ZM241 203H238V204H241ZM248 203V202H247ZM256 203V202H255ZM2 204V203H1ZM37 204V203H36ZM201 204V203H200ZM230 204V203H229ZM237 204V205H238ZM251 204V203H250ZM253 204V203H252ZM3 205H5L3 203ZM44 205V204H43ZM233 205H235L233 203ZM243 205V204H242ZM264 205V203H263ZM32 206V205H30ZM40 206V205H39ZM38 206V207H39ZM221 206V205H219ZM238 206H241V205H238ZM244 206V205H243ZM250 206V205H249ZM41 207V206H40ZM49 209H51L50 207L48 206H45ZM217 207V206H216ZM227 207V206H226ZM256 207V206H254ZM260 207L262 208V205H260ZM29 208V207H28ZM43 208V207H41ZM232 208V207H231ZM231 208L229 207V209L231 210ZM234 208V207H233ZM246 208V207H245ZM243 207L242 210L245 209ZM249 208V207H248ZM253 208V207H252ZM260 208V209H261ZM30 209V208H29ZM219 209V208H218ZM71 210H76V216H73V217H70L69 219H65V218H60L61 217V213L62 212H66V211H71ZM224 210H226L224 208ZM236 210H240L239 207H236ZM235 208L233 209V211H236ZM249 210V209H248ZM255 210V209H254ZM213 211H217V210H213ZM221 211V210H220ZM229 211V210H227ZM232 211V210H231ZM230 211V212H231ZM250 211V210H249ZM17 213V211H15ZM222 212V211H221ZM229 212V213H230ZM245 212V211H244ZM252 212H253V209H252ZM15 213V214H16ZM42 213V212H41ZM50 213H52L50 211ZM49 213V214H50ZM53 213L51 215H53ZM181 213V212H180ZM226 214H223V223H230V224H234L232 220H230L229 218V213L227 214V212H225ZM233 213V212H232ZM239 213V212H238ZM248 213V212H247ZM182 214V213H181ZM199 214V213H198ZM231 214V213H230ZM235 214V212H234ZM241 214V213H239ZM264 214V213H263ZM25 214H17V217L16 218H20L19 216H21L20 219H24V216ZM53 215V216H54ZM219 215V214H218ZM216 215V216H218ZM251 215V214H249ZM258 215V214H257ZM28 216V215H27ZM221 216V215H219ZM238 216V215H237ZM252 216V215H251ZM1 217V216H0ZM241 217V216H240ZM253 217V216H252ZM251 217V218H252ZM264 217V216H263ZM15 218V217H14ZM26 218V216H25ZM29 218V217H28ZM30 218V219H31ZM239 218V216H238ZM27 219V218H26ZM85 219H89V221H85ZM216 219L213 218L212 221L214 222ZM234 219V217H233ZM18 220V219H17ZM15 220V221H17ZM28 220V219H27ZM260 220V218H259ZM264 220V219H263ZM5 221V220H4ZM9 221V220H8ZM12 222H15L14 220H10ZM243 221V220H242ZM255 221V220H254ZM11 222V223H12ZM34 222V223H35ZM240 222V221H238ZM244 222V221H243ZM33 223V221H32ZM254 223V222H252ZM230 224H225V226L230 230L229 233H231V239L232 240H236L235 242L238 243V245L236 247L232 246L231 247L239 250V251H242L244 250L245 248V244H251L253 243L257 238H262L263 235H264V231L262 229V225L264 223L262 222H256L253 224L252 227L250 228H247L245 229V231H242V228L241 229H234L232 228V226H230ZM238 224V223H237ZM33 225L36 227V224H32L31 227L33 228ZM248 225V224H247ZM6 226V225H5ZM16 226V225H15ZM48 226V225H47ZM23 227V226H22ZM29 227V226H28ZM25 228V227H24ZM27 228V226H26ZM216 228V227H215ZM222 228V227H221ZM239 228V227H238ZM3 229L5 228H1L0 231H2ZM15 229V228H14ZM20 229V228H19ZM36 229V228H35ZM244 229V228H243ZM40 231H44L45 233V230H43L42 228L39 229ZM220 230V229H219ZM14 231V230H13ZM91 231V230H90ZM88 231V232H90ZM215 231V230H214ZM20 232V231H19ZM31 232V231H30ZM39 232V231H38ZM86 232V231H85ZM2 232H0L1 234ZM13 233V232H12ZM43 233V232H42ZM42 233H37V236L36 237H31L30 235L28 236H25L26 234L23 235V237L21 238V235H20V239H22V241H19V244L21 245V248L19 249V251L17 250L16 252L13 251V255L9 256L8 258H6V264H27V263H24V262H18L19 260L22 261V260H26V261H32L35 259V256L38 255L37 253L40 252L41 248H42V245L46 243L47 239H43L42 241V238H44L43 236H45V234L43 235ZM172 233V234H173ZM182 233V234H183ZM193 233V232H192ZM191 233V234H192ZM3 234V233H2ZM5 234V233H4ZM8 234V233H7ZM11 234V232H10ZM47 234V233H46ZM164 233L162 232V235ZM181 234V233H180ZM178 234V235H180ZM181 234V235H182ZM201 234V233H200ZM216 234V233H215ZM34 235H36L34 233ZM43 235V236H42ZM61 235V234H60ZM175 235V234H174ZM14 236V235H13ZM42 236V237H41ZM150 236V235H149ZM148 236V237H149ZM152 236V235H151ZM154 236V235H153ZM165 236V235H164ZM163 236V237H164ZM184 236V235H182ZM222 236V235H221ZM225 236V235H224ZM47 237V236H46ZM45 237V238H46ZM147 237V238H148ZM176 237H177V234H176ZM216 237V236H215ZM218 237V236H217ZM17 238V237H16ZM110 238V239H111ZM121 238V239H120ZM150 238V237H149ZM174 238V236H173ZM182 238V237H181ZM221 238V237H220ZM8 239V238H7ZM179 239V238H178ZM195 239V238H194ZM224 239V238H223ZM221 239V240H223ZM228 239V238H227ZM13 240V239H12ZM148 240V239H147ZM175 240V239H174ZM209 240V239H208ZM225 240V239H224ZM229 240V239H228ZM231 240V241H232ZM146 241V240H145ZM193 241V240H192ZM258 241V240H257ZM262 241V240H261ZM3 240L0 239V245L2 244L3 245ZM18 242V241H17ZM140 242V241H138ZM177 242V241H176ZM190 242V240H189ZM195 242V241H194ZM211 242V241H210ZM264 242V241H263ZM5 243V242H4ZM13 243V241H12ZM129 243V242H128ZM146 243V242H145ZM224 243V242H223ZM222 243V244H223ZM230 243V242H229ZM228 243V244H229ZM256 243V242H255ZM18 244V243H17ZM18 244V246H19ZM72 244V243H71ZM121 244V243H119ZM174 245L171 247V258L168 259L169 257L167 255H165L163 252L162 254L158 253L159 255H156V253L154 254V258L158 259L161 261V263L163 264H224V262H228V263H231V264H249L248 261H249V258L251 256H255L254 253L252 254H248V255H238L236 257H234L233 259H226V258H223V256L221 255V253H219V257H213L214 254L212 253H201L200 251V248L196 247V246H193V245H189V244H185L184 242L182 243H173ZM194 244V243H193ZM215 244L217 245H220V243H216ZM249 244V245H250ZM92 245V244H91ZM152 245V244H151ZM216 245V246H217ZM261 245V244H260ZM7 246V245H6ZM87 246V245H86ZM85 246V247H86ZM222 246V245H221ZM229 246V245H228ZM253 246V245H252ZM262 246V245H261ZM11 247V245H10ZM9 247V248H10ZM13 247V245H12ZM20 247V246H19ZM94 247V245H93ZM136 247V246H135ZM214 247V246H213ZM249 247V246H247ZM80 248V247H78ZM219 248V247H218ZM221 248V247H220ZM230 248V247H229ZM257 248V247H256ZM71 249L70 251V254H72L73 258L74 259H77L75 258V256H77L79 253L76 252V248H69ZM133 249V247H132ZM211 249V248H210ZM231 249V248H230ZM260 249V248H259ZM11 249H7V252L10 253ZM117 250V249H116ZM125 250V249H124ZM212 250V249H211ZM216 250V249H215ZM258 250V249H257ZM89 251V250H87ZM129 251V250H128ZM132 251V250H131ZM129 251V252H131ZM225 251V250H224ZM235 251V250H234ZM250 251V250H248ZM86 251L83 252V250L81 251L82 255L85 256V259L82 260V261H78V260H75L73 261L71 264H91L93 261H90L89 258L90 255L86 254L85 253ZM124 252V251H123ZM128 252V253H129ZM144 252V251H143ZM146 252V251H145ZM151 252V251H150ZM228 253V250L226 251ZM231 252V251H230ZM237 252V251H235ZM245 253V250L243 251ZM255 252V251H254ZM93 253V252H92ZM92 253H90L91 255H93ZM95 253V252H94ZM127 253V254H128ZM251 253V252H250ZM7 254V253H6ZM131 254L133 253H130V256H132ZM140 254V253H139ZM150 254V253H149ZM153 254V253H152ZM151 254V255H152ZM231 254V253H230ZM238 254V253H236ZM241 254V253H240ZM247 254V252H246ZM52 255V254H51ZM234 255V254H233ZM259 255V254H258ZM257 255V256H258ZM129 255H125L126 257V261L129 260ZM141 256V254H140ZM139 256V257H140ZM144 256V255H143ZM150 256V255H149ZM148 256V257H149ZM227 256V255H225ZM93 257V256H92ZM124 257V258H125ZM142 257V256H141ZM153 257V256H152ZM70 258V257H69ZM123 258V260H125ZM138 258V257H137ZM145 258H146V255H145ZM153 258V259H154ZM230 258V257H229ZM232 258V257H231ZM253 258V257H252ZM255 258V257H254ZM253 258V259H254ZM260 258V257H259ZM94 260V258H92ZM252 259V260H253ZM257 259V258H256ZM131 260V259H130ZM137 260V259H136ZM139 260V259H138ZM142 260V259H141ZM144 260V259H143ZM3 261V260H2ZM43 258H39V259H36L35 261L31 262V263H28V264H41L43 262ZM256 261V260H255ZM4 262V261H3ZM95 262V261H94ZM130 262V261H129ZM128 262V263H129ZM135 262V261H134ZM159 262V261H158ZM157 262V263H158ZM259 262V261H258ZM126 263V262H125ZM127 263V264H128ZM156 262H154L153 264H155ZM93 264V263H92ZM131 264V263H129ZM261 264H264V255H262L261 257Z\"/></svg>", "mask_w": 264, "mask_h": 264}]
</instances>
